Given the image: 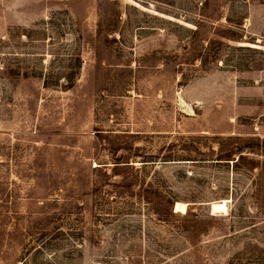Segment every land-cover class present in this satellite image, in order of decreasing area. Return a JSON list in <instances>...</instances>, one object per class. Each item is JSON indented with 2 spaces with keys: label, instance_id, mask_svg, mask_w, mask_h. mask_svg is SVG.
I'll list each match as a JSON object with an SVG mask.
<instances>
[{
  "label": "rangeland",
  "instance_id": "1",
  "mask_svg": "<svg viewBox=\"0 0 264 264\" xmlns=\"http://www.w3.org/2000/svg\"><path fill=\"white\" fill-rule=\"evenodd\" d=\"M0 264H264V0H0Z\"/></svg>",
  "mask_w": 264,
  "mask_h": 264
},
{
  "label": "bare ground",
  "instance_id": "2",
  "mask_svg": "<svg viewBox=\"0 0 264 264\" xmlns=\"http://www.w3.org/2000/svg\"><path fill=\"white\" fill-rule=\"evenodd\" d=\"M229 200H222L220 202H213L210 205V211L212 214H226L228 212ZM175 212L185 214L187 212V205L184 203H176ZM211 214V215H212Z\"/></svg>",
  "mask_w": 264,
  "mask_h": 264
},
{
  "label": "trees",
  "instance_id": "3",
  "mask_svg": "<svg viewBox=\"0 0 264 264\" xmlns=\"http://www.w3.org/2000/svg\"><path fill=\"white\" fill-rule=\"evenodd\" d=\"M241 159V157L239 158V160Z\"/></svg>",
  "mask_w": 264,
  "mask_h": 264
}]
</instances>
